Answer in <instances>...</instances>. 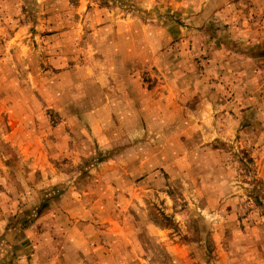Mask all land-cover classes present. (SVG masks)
<instances>
[{
    "label": "rangeland",
    "instance_id": "rangeland-1",
    "mask_svg": "<svg viewBox=\"0 0 264 264\" xmlns=\"http://www.w3.org/2000/svg\"><path fill=\"white\" fill-rule=\"evenodd\" d=\"M0 264H264V0H0Z\"/></svg>",
    "mask_w": 264,
    "mask_h": 264
}]
</instances>
